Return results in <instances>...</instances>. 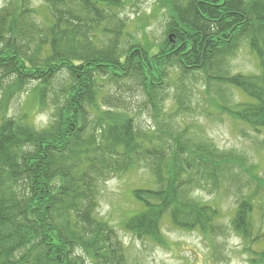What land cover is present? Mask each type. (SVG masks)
<instances>
[{
	"label": "trees",
	"instance_id": "trees-1",
	"mask_svg": "<svg viewBox=\"0 0 264 264\" xmlns=\"http://www.w3.org/2000/svg\"><path fill=\"white\" fill-rule=\"evenodd\" d=\"M157 1L166 16L158 45L129 31V0H45L42 9L5 0L0 8V264H128L118 232L98 214L100 186L138 169L150 172L153 186L132 190L139 207L124 229L166 245L168 219L213 249L226 233L221 211L192 191L221 189L245 173L231 227L250 263L264 264L260 168L207 141L202 127L175 126L188 114L184 92L165 109L171 70L181 82L202 75L207 88L244 96L237 104L221 96L219 112L264 130V0ZM245 42L257 74L228 67ZM31 86V106L10 115ZM126 91L143 93L152 128L140 126ZM45 110L49 122L37 126L31 118Z\"/></svg>",
	"mask_w": 264,
	"mask_h": 264
},
{
	"label": "rangeland",
	"instance_id": "rangeland-1",
	"mask_svg": "<svg viewBox=\"0 0 264 264\" xmlns=\"http://www.w3.org/2000/svg\"><path fill=\"white\" fill-rule=\"evenodd\" d=\"M35 8L42 9L45 0H30ZM5 0H0V8ZM123 17L128 19L129 31L138 38L145 37L151 44L158 45L164 39L165 11L159 8L157 0H129ZM231 73L257 74L259 70L258 57L252 53L249 43L242 44L237 53L228 60ZM178 70L170 71V83L168 96L165 101V109L176 106V97L179 92H184L189 107L188 114L181 115L175 121V126L184 130L189 126V132L195 131V127H202L203 137L215 144L222 151H232L244 157L249 164H256L264 175V130L254 132L247 125L231 119L219 112L215 103L221 96L229 98L231 104H237L244 100L240 92L230 87L211 85L208 88L204 76H189L181 82ZM181 87V88H180ZM27 93L17 96L9 108L12 116L23 113L32 101ZM131 99V108L135 110L140 126L152 128V111L143 107L145 96L143 93L126 91ZM227 98V99H228ZM215 99V101H214ZM229 100V99H228ZM141 110V112H140ZM50 112L33 114L34 123L44 126L49 122ZM236 171V170H235ZM236 175V174H235ZM245 173L240 174V180H228L221 189L209 190L194 189L192 197L202 202L216 205L221 215L220 222L226 227V233L217 238L216 247H210V243L198 231H180L172 227L169 220L162 223V231L167 238L166 245H158L149 239L141 240L124 229L126 219L138 209L139 205L134 201L132 190L135 187H152L153 179L147 169H138L128 172L121 177L112 178L100 186V198L98 214L108 221L118 232L119 238L126 248L128 264H251L250 256L245 252V246L240 237L232 230L231 220L238 202V182ZM246 190V186L244 187ZM243 188V190H244ZM264 230V224L260 223ZM259 226V225H256ZM254 250L260 251L258 244L251 245Z\"/></svg>",
	"mask_w": 264,
	"mask_h": 264
}]
</instances>
